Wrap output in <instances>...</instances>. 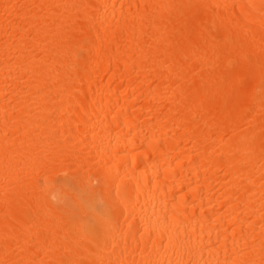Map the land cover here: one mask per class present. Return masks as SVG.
Listing matches in <instances>:
<instances>
[{
	"label": "bare ground",
	"instance_id": "obj_1",
	"mask_svg": "<svg viewBox=\"0 0 264 264\" xmlns=\"http://www.w3.org/2000/svg\"><path fill=\"white\" fill-rule=\"evenodd\" d=\"M0 264H264V0H0Z\"/></svg>",
	"mask_w": 264,
	"mask_h": 264
}]
</instances>
